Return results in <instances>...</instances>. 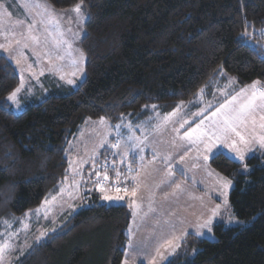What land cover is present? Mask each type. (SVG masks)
<instances>
[{
    "label": "trees",
    "instance_id": "obj_1",
    "mask_svg": "<svg viewBox=\"0 0 264 264\" xmlns=\"http://www.w3.org/2000/svg\"><path fill=\"white\" fill-rule=\"evenodd\" d=\"M45 1L57 10L79 2ZM83 6L84 76L76 87L56 83L47 93L44 82L41 95H20L14 111L7 97L20 79L0 56V220L22 217L57 194L67 176L66 149L86 121L138 124L152 109L170 114L181 104L185 112L212 102L214 109L253 82L264 85V0H83ZM228 82L227 96L215 98ZM209 167L232 181L228 202L241 223L215 224L213 241L189 234L167 264H264V154L239 163L218 153ZM105 170L111 187L122 189L115 180L122 172ZM88 202L15 264H120L129 208L102 204L96 192Z\"/></svg>",
    "mask_w": 264,
    "mask_h": 264
},
{
    "label": "rangeland",
    "instance_id": "obj_2",
    "mask_svg": "<svg viewBox=\"0 0 264 264\" xmlns=\"http://www.w3.org/2000/svg\"><path fill=\"white\" fill-rule=\"evenodd\" d=\"M73 8L57 10L45 0H0V44L8 48V51L0 48V56L5 57L14 66L19 79H23L22 94L18 93L16 98L19 106L10 101L14 111L18 112L22 105L18 99L20 94L26 97L34 94L36 86L43 87L44 82L49 86L45 88V92L48 93L52 84L60 82L58 78L61 79V76L64 77L62 81L65 83L68 79L74 80V84H71L73 87L83 79L84 71L82 73L78 71L77 65L72 61L81 53L79 41L84 34L83 25L86 16L82 6L84 19L80 22L77 14L72 11ZM50 15L53 17L51 24L47 23ZM33 22H36V27L29 33L28 24ZM28 35L38 36L40 42L37 44L29 40L28 47L25 48L22 36ZM17 40H21L20 45L16 44ZM20 53L23 55L21 56ZM17 60L20 62L17 63ZM83 64L84 60L79 66L83 67ZM29 65L32 66L30 69ZM40 77H43L42 81L30 83L32 79ZM258 85L264 88L260 82ZM230 86L231 82H228V86L222 85L221 88L215 89V98L226 97ZM245 90L249 92L248 89ZM239 93L240 90L237 94ZM249 93L250 96L251 92ZM242 96L245 98L244 95L238 96L235 102L237 105L243 101ZM214 103H205L202 108L188 116L184 112L187 108L186 104H181L177 111L183 114L176 115L172 120V122L176 121L174 125L176 128L180 125L178 133L173 129L174 123L171 124L168 116L158 114L155 109L151 110L152 113L147 119L138 124H132L129 120L119 121L116 124H109L105 119L103 124L100 120L86 121L80 126L66 149L68 180L65 182L64 179L60 183L57 193L61 187H64L65 191L62 196L57 197V202L51 205V211L46 216L43 210L36 214L34 210L40 207L41 203L35 209L27 211L26 213H30L28 216L24 214L22 217L0 220V244L9 245L0 256V264H15L34 243H39L45 237L41 236L42 232L50 233L61 225L67 214L87 208L88 198L93 192L99 195V202L102 204L108 206L126 204L129 208L131 219L126 231L127 241L120 264L125 262L153 264V257L156 258V264H167L169 260L181 254L183 243L187 241L189 234L213 241L215 224L221 223L231 227L241 223L230 211L228 195L232 184L224 189L223 180L220 179L224 177L209 167V160L218 153L239 163L245 160L241 162L234 159L235 153H230L219 141L216 142L217 147L213 149V153L209 154L204 144L194 145L187 139H181L185 132L201 125V121H204L201 125L203 131H211L217 127L212 113L220 105L209 112ZM197 113L199 115H196ZM193 122L194 124L187 129ZM250 126L248 123L246 127L238 128L246 139H252L254 136V132L247 130ZM232 138L239 139L234 134ZM116 144H119V147H113ZM253 144L256 145L251 143L248 148L260 147L257 142ZM237 146L245 148L243 145ZM105 151L107 157L102 156ZM251 151L245 150V155L246 153L252 155ZM205 155H208L209 159L205 160ZM247 158L248 156H245V159ZM70 164L77 170V174L70 169ZM106 165L116 166L123 174L115 179L122 185L120 195H124V188L128 189L129 195L123 200L102 199L105 194L116 195V190L108 182L110 177L108 176V181H103V175L107 172ZM96 172L101 174L100 177L96 176ZM241 172L247 174L248 168L243 165ZM73 180L80 182L78 189L72 183ZM98 180L102 186L109 189L107 193L97 190ZM177 184L180 185L179 188L176 187ZM133 188L137 190L135 197L130 195ZM225 191L226 197L222 194ZM50 198L51 196L48 197ZM133 199L136 201L135 208L130 206ZM225 199L228 202L227 206L224 204ZM217 204L220 205V209L219 214L213 218L212 231L197 229L198 224L211 216V210ZM198 230L202 233L199 236L195 234ZM176 237L182 239L177 241ZM169 240L173 241L172 246L166 243ZM177 243L179 247H175ZM173 247H175L174 251Z\"/></svg>",
    "mask_w": 264,
    "mask_h": 264
},
{
    "label": "snow or ice",
    "instance_id": "obj_3",
    "mask_svg": "<svg viewBox=\"0 0 264 264\" xmlns=\"http://www.w3.org/2000/svg\"><path fill=\"white\" fill-rule=\"evenodd\" d=\"M27 6V5H25ZM38 6V5H37ZM82 6H83V0H79V2L74 6L72 11H74L77 14V17L80 19V22H83V13H82ZM21 23H23L21 21ZM43 23V21H41ZM47 23L51 24L53 23V17L50 15L47 19ZM36 27V22L28 24V30L29 33L32 32V30ZM22 40L24 41L23 46L26 48L28 47V41L31 40L35 43H39V37L35 35H28V36H22ZM17 45L21 44V40L16 41ZM0 48H3L5 51H8V48L5 45L0 44ZM22 56L23 53H20ZM84 60V54L81 52L79 57L77 59H74L72 63L74 65H77L78 71L81 73L84 71L83 67H80L79 65L82 64ZM20 61L17 60V63ZM32 66L29 65V69ZM42 74V73H41ZM75 73H73L74 75ZM61 79H64L63 76H61ZM68 84H74V80L68 79L67 80ZM259 82H253V85L251 86V95L248 96L246 95V90L242 89L241 93L237 94V96H233L231 100L226 101L225 104H221L219 108L216 109L215 112L212 113V117L214 118V123L217 124V127L213 128L211 131H203L201 129V125H203L204 121H201V125H197L195 129H191L188 132L184 133V136L181 139H187L189 143H192L194 145L196 144H204L205 149L209 154L213 153V149L217 147V141L220 142L221 146L224 148H227L230 153H235L234 159L239 160L243 162L245 160V150H250L248 148V145H250L253 142L259 143L261 147H264V115L260 116V123H259V128L261 129V132L259 135H254L252 139H246L244 135H241L240 131H238V128L240 126H247L249 121L252 123L253 128L257 126V121L255 119V113L260 110L264 111V88L258 89L257 85ZM23 87V79L21 80V86L17 87L14 89L7 97L9 101H12L14 103H17V94L21 91V88ZM203 90H201L202 92ZM244 95L245 99L240 102L238 105L235 103L238 99V96ZM155 107V106H153ZM179 107V106H178ZM196 115H199L197 113ZM218 118V119H217ZM100 123H104V118H100ZM187 123V121H185ZM181 127H183V124H181ZM177 133L179 132V129H175ZM232 134H234L236 137L239 139H233ZM223 137V139H221ZM206 138V140H205ZM243 145L245 146L244 149L238 147L237 145ZM113 147H119V144L113 145ZM183 159V157H181ZM205 160L209 159L208 155H205L204 157ZM247 165H245V168ZM70 169L73 171L74 174H77V170L72 168V165L70 164ZM131 171V170H130ZM97 177H100V173L96 172L95 173ZM171 175V173H169ZM218 175V174H217ZM120 173L117 172V178H119ZM219 178V177H218ZM65 182L68 180V177L65 176ZM109 177L107 175V172L104 173L103 175V181L106 182L108 181ZM135 179V178H133ZM223 180V187L226 190L231 184L232 181L228 180L226 178H220ZM73 184L76 185L77 189L79 187V181L73 180ZM97 190H99L102 193H107L109 189H106L104 186H102V183L98 180L96 182ZM177 188L180 187L179 184L176 185ZM65 188L61 187L59 193H57L56 196H51L50 199L46 198L40 207L35 209V213L39 214L41 210L44 211L45 216L47 215L48 212L51 211V205L57 202V197L62 196L64 193ZM121 189L117 188L116 189V195H108L105 194L102 196V199L105 201H120L125 198V196L129 195L128 189L124 188L123 192L124 195H120ZM136 188H133L130 195L132 197L136 196ZM223 195L225 197L227 196V192H223ZM225 206H227L228 202L227 199L224 201ZM131 207L135 208L136 207V201L135 199L132 200V203L130 205ZM219 209L220 205L217 204L214 209L211 210V216L208 217L207 220H205L203 223L198 224L196 227L197 229H207L208 232L212 231V221L215 216L219 214ZM30 213H25V216H28ZM135 215V212L133 213ZM25 227H27L25 225ZM47 233H41V236H45ZM197 236L201 235L202 233L198 230L195 233ZM39 240V237L37 238ZM177 241L182 239V237H176L175 238ZM169 246L173 245V241L169 240L166 242ZM9 247L7 243L5 244H0V256L4 253V251ZM175 247H179V244L177 243ZM175 247L172 248V250H175ZM135 251V247L133 248ZM157 255H159V249H157ZM163 259V257H161ZM126 264V262H125ZM153 264H156V258L153 257Z\"/></svg>",
    "mask_w": 264,
    "mask_h": 264
},
{
    "label": "crops",
    "instance_id": "obj_4",
    "mask_svg": "<svg viewBox=\"0 0 264 264\" xmlns=\"http://www.w3.org/2000/svg\"><path fill=\"white\" fill-rule=\"evenodd\" d=\"M48 75V73L45 75V77ZM42 76V75H41ZM50 78H52V77H50ZM61 78V77H60ZM42 79H43V77H40L39 79H32L31 81H30V83L31 82H33V83H35L36 81H42ZM58 80L60 81H58L59 83H61V85L63 84V85H66V86H69V87H73V86H71L70 84H68L67 82L65 83V82H63L62 80H64V79H59L58 78ZM20 85H21V80H20ZM20 85H19V87H20ZM253 85V83L252 84H250V85H247V86H245L244 88H242V89H248V91L249 92H251V86ZM41 88V87H40ZM40 88H39V86H36V93H34V94H30L29 95V97H32L33 98V96L34 95H36V96H38V95H41V93H40ZM257 88L258 89H261L260 87H259V85H257ZM26 91V90H25ZM21 92V94H22V91H20ZM19 92V93H20ZM247 93L246 92V95H248L249 96V94L250 93ZM240 93H241V90H240ZM20 94V95H21ZM43 94H44V91H43ZM234 95V94H233ZM233 95L231 96V97H229L230 99H226L227 101H229V100H231V98L233 97ZM235 95H237V93L235 94ZM234 95V96H235ZM35 97V96H34ZM245 98L242 96V100H244ZM225 100V101H226ZM221 105V104H220ZM219 106V105H218ZM217 106V107H218ZM216 107H214V109H215ZM183 109H184V107H183ZM214 109H210L209 110V112H211V111H213ZM197 111V110H196ZM185 112V111H184ZM195 112V111H194ZM180 113H182V112H178L177 110H176V112L174 111V112H172V113H170V114H164L165 116H168V119H169V121L171 122V124L172 123H174L173 124V129L175 130V129H180V125L179 126H177V128L174 126V125H176V121H174V122H172V120L174 119V118H176V115H178V114H180ZM193 112H185V114H186V116H188V115H191ZM183 114V113H182ZM261 115H264V111H260V110H258L256 113H255V119H256V121H257V126L255 127V128H253V126H252V123L249 121V124L251 125L249 128H247V130L248 131H252V132H254V135H259L260 134V132H261V129L259 128V123H260V116ZM194 124V122L191 124H189L188 125V127H187V129H189L190 128V126H192ZM251 133V132H250ZM254 143V142H253ZM252 143V145H256V144H253ZM250 150H252L251 152H252V154L254 153V152H256V151H259V152H262L263 154H264V147H257V146H255V147H253V148H251ZM249 153H246V155L245 156H251V155H248ZM130 177H132V176H130Z\"/></svg>",
    "mask_w": 264,
    "mask_h": 264
},
{
    "label": "built area",
    "instance_id": "obj_5",
    "mask_svg": "<svg viewBox=\"0 0 264 264\" xmlns=\"http://www.w3.org/2000/svg\"><path fill=\"white\" fill-rule=\"evenodd\" d=\"M113 187H114L115 189L120 188L117 184H113Z\"/></svg>",
    "mask_w": 264,
    "mask_h": 264
}]
</instances>
